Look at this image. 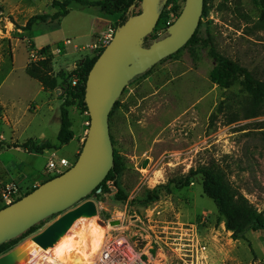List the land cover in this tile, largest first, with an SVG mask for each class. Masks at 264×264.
Masks as SVG:
<instances>
[{
    "label": "rangeland",
    "instance_id": "1",
    "mask_svg": "<svg viewBox=\"0 0 264 264\" xmlns=\"http://www.w3.org/2000/svg\"><path fill=\"white\" fill-rule=\"evenodd\" d=\"M65 1L0 0L3 7L0 12V99L9 104L10 109L15 105L10 116L11 125H7L1 118L3 108L0 103V134L7 140L11 136L15 138L14 126L20 132L31 121L33 113L24 114L27 106L31 102L40 103L45 97L38 94L40 83L25 71V66L30 65V47L50 46L53 50L59 44L63 46L66 40L72 41V45L63 46L64 54L52 55L53 73L60 81L56 91L63 97L65 92L61 91L68 85L63 79L78 78L74 73L99 54L93 49L76 50L75 46L94 44L99 37L96 33L107 31L109 26L97 25L100 13L111 20L112 27L122 15L109 16L97 7L73 2L69 6V15L60 21L48 19L34 25L30 31L24 30L31 17L53 15L60 11L57 4ZM185 1L175 0L165 10L162 22L154 31L163 30L165 22H175L178 17L174 7L184 8ZM204 6L207 16L202 19L198 37L209 39L220 54L249 70L258 67L264 73V31L258 29L257 24L261 11L253 0H207ZM214 66L208 48L202 45L188 47L175 57L163 60L149 75L125 88L110 121L113 148L125 164L123 176L119 186L113 183L107 192L87 200L95 201L100 207L97 220L109 222L125 216L127 226L131 219L139 218L147 230L154 223H194L212 242L216 257L229 264H264V232L248 231L242 239L235 240L214 202L204 194L201 176L193 177L188 187L176 188L177 182L192 168L215 160L226 171L232 185L260 212L264 211V129L259 128L264 117L226 125L227 117L237 109L238 99L234 95H241L242 87L237 84L230 90H223L214 84L210 79ZM225 99L232 110L218 115L212 123V115L217 114ZM83 112L77 108L74 119L78 142L85 134V122L90 120ZM70 114L74 117L73 109ZM42 119L37 117L31 133L43 130ZM83 144H80V152ZM76 145L75 140L61 149V154L72 165L79 156L75 159L72 154ZM49 173L55 176L53 172ZM156 188L161 194L159 201L147 207L134 202ZM120 189L128 196L126 201L118 200ZM60 216L39 223L32 234L7 253L40 234ZM142 224L139 222L138 225Z\"/></svg>",
    "mask_w": 264,
    "mask_h": 264
},
{
    "label": "water",
    "instance_id": "2",
    "mask_svg": "<svg viewBox=\"0 0 264 264\" xmlns=\"http://www.w3.org/2000/svg\"><path fill=\"white\" fill-rule=\"evenodd\" d=\"M168 0H142L140 13L117 27L110 45L104 49L91 71L85 88L90 126L74 165L65 173L35 188L12 205L0 210V245L14 240L55 215H61L32 241L43 250L54 247L73 223L98 215L95 201L87 200L106 179L114 164L110 114L125 88L164 59L181 50L200 25L205 0H186L167 36L145 47V39L155 30L161 8ZM100 190L97 191V193ZM106 226V223L99 221ZM111 226L120 221H111ZM16 248L0 257V264H16Z\"/></svg>",
    "mask_w": 264,
    "mask_h": 264
},
{
    "label": "trees",
    "instance_id": "3",
    "mask_svg": "<svg viewBox=\"0 0 264 264\" xmlns=\"http://www.w3.org/2000/svg\"><path fill=\"white\" fill-rule=\"evenodd\" d=\"M206 1L207 0H205V3ZM73 2L85 6L89 5L91 7H97L103 13L109 16L122 14L120 20L115 26L117 28L123 25L131 16L140 13V4L142 0H66L63 3L57 4L60 8V11L53 15L39 14L31 17L27 21L24 30L30 31L34 25L38 23H45L48 19L60 21L61 18L69 15L71 11L69 6ZM174 2L175 0H168L167 3L162 6L158 25L163 20L165 10ZM253 3L257 7H259L261 11L260 19L257 23L258 29L264 31V0H253ZM176 6L174 7V11L176 13V16L178 17L182 12L183 7ZM0 12H3V7L1 5ZM206 16L207 10L206 6H204L202 19H204ZM202 19L199 27L197 28L190 41L177 53L164 60L175 57L177 54L188 47L202 45L206 49L208 48V56L215 62V66L210 74L211 81L223 90H230L237 84L242 87L241 95H234L235 98L238 99L236 101L237 109L234 110L233 114L231 113L232 115L230 114V116L227 117L226 125H232L243 120L264 117V73H262L258 67L253 70H249L240 63L220 54L209 39H200L198 37V33L201 25L203 24ZM166 23L167 22L164 23L163 31H154L149 37L145 39V47H149L154 41L161 40L167 36ZM59 47L62 48V54H64L65 50L63 46L59 44ZM42 50L43 52L50 54L49 57L39 63L30 64L26 69V72L30 78L41 83L45 90H56L60 86V81L59 77L55 76L53 73V56L51 55V47L46 46L42 48ZM103 51L104 50L100 51L98 56L94 57L93 59L87 60L81 67V69L74 73L77 74L79 79V83L77 86L72 85L71 79H63V81L67 82L68 85L67 88L64 89L65 94L62 97L64 102L62 104L61 110V129L58 135V141L60 145L69 144L75 138V122L71 117L70 109L72 107H76L81 111L87 110V106L85 104V88L87 78L93 65ZM153 68L148 70L146 73L135 77L129 83V85L134 83L136 80L142 79L149 75ZM118 106L119 101L115 103L111 111L109 123ZM231 110L232 108L228 104V99H225L220 103L217 109V114L212 115L211 122L213 123L218 118V115L226 114ZM259 126L260 129H264V121L259 123ZM111 139L114 147V140L112 136ZM30 144V149H32L36 153H42L46 149L54 148L47 141L42 142L39 145L32 142H30ZM24 146L28 147V144H25ZM124 170L125 164L123 157L114 148V164L111 171L109 172L103 183L93 193H91L88 198L96 195L98 190H101V193L98 194L99 196L107 192V182L109 181L119 186V182L121 180V177L123 176ZM57 176L59 175H55L50 179H53ZM195 176H201L203 180L204 194L214 202L218 209L221 220H223L227 230L233 233V238L235 240L242 239L244 237V234L248 231L264 232V211L260 212L243 193H241L232 185L226 171L217 161L213 160L210 163L199 166L196 169L192 168L188 175L177 182L176 188L182 189L188 187L191 183V179ZM33 190H31L30 192H32ZM30 192L26 193L25 195L29 194ZM25 195L20 196L17 201ZM160 198L161 194L159 192V189L156 188L152 191H148L146 195H144V197H141L134 202L139 203L141 206L147 207L159 201ZM127 199L128 196L126 195V193L120 189L118 200L126 201ZM43 222L45 221H42L41 223ZM37 228L38 225H35L20 237L0 245V255L6 254L10 248L14 246L16 247L21 240L32 234Z\"/></svg>",
    "mask_w": 264,
    "mask_h": 264
},
{
    "label": "built area",
    "instance_id": "4",
    "mask_svg": "<svg viewBox=\"0 0 264 264\" xmlns=\"http://www.w3.org/2000/svg\"><path fill=\"white\" fill-rule=\"evenodd\" d=\"M173 23L174 20L168 21L166 29ZM116 29L109 25L107 31L99 34L96 43L86 47L75 46V49L80 51L93 49L100 52L110 45ZM70 45H72L71 40L63 43L65 48ZM61 54L62 48L60 47L51 50V55L60 56ZM28 55L29 63L36 64L46 60L50 54L43 52L42 49L30 47ZM78 83V78L72 80L73 86H77ZM83 116L89 117L88 109L83 112ZM85 125L86 131L82 136V143L86 140L90 120L86 121ZM72 166L67 159L52 157L47 170L55 175H61ZM112 184L110 181L107 182L108 187ZM100 193L101 190L96 195ZM19 197L20 190L14 184H7L0 188V210L15 203ZM97 207L99 215L98 204ZM115 220L120 221V225L110 226L111 221H102L106 223L105 227L111 230L109 229L105 235L102 249L91 264H229L227 260L216 257L212 242L204 237L197 224L182 221L154 223L149 225L147 227L149 230H147L139 218L131 219L130 225L127 226L124 223L125 216L113 218L112 221ZM99 221L101 220H98V223ZM139 222L142 225H138ZM167 253L169 256H166Z\"/></svg>",
    "mask_w": 264,
    "mask_h": 264
},
{
    "label": "crops",
    "instance_id": "5",
    "mask_svg": "<svg viewBox=\"0 0 264 264\" xmlns=\"http://www.w3.org/2000/svg\"><path fill=\"white\" fill-rule=\"evenodd\" d=\"M110 23L111 20L100 13V17L97 18V25L100 24L106 28ZM99 34L98 32L96 33L97 37ZM26 69L27 65L25 66V71ZM57 92L59 91L45 90L40 83L38 94H44L45 97L40 103L31 102L25 109L24 114L29 112L33 113H31L33 117L29 124L20 132L14 126L12 129L17 133L15 138L11 136L7 140L3 134H0V188L7 184H14L19 188L20 196H23L52 177L47 170L48 163L52 157L55 159H67L70 162L68 158L61 154L62 148L69 146L76 140L77 145L72 151V154H74L75 159L79 155L82 137L78 142L77 136L75 135V138L66 145H60L58 141V135L61 129V110L64 100ZM61 92L64 93L65 90ZM0 103L3 108L1 116L3 123L11 125L10 116L15 110V105H12L10 109L9 104L4 103L1 99ZM71 109L75 112L74 117H71L75 119L78 114L77 108L72 107ZM37 117L43 118V130L32 131L31 133L32 124ZM17 135H19L18 138H16ZM45 141L49 142L54 148L46 149L42 153H36L30 149V142L39 145ZM25 144H28V147H25Z\"/></svg>",
    "mask_w": 264,
    "mask_h": 264
},
{
    "label": "bare ground",
    "instance_id": "6",
    "mask_svg": "<svg viewBox=\"0 0 264 264\" xmlns=\"http://www.w3.org/2000/svg\"><path fill=\"white\" fill-rule=\"evenodd\" d=\"M109 227H100L97 217H81L62 235L58 243L47 250L31 239L18 246L16 264H91L102 249Z\"/></svg>",
    "mask_w": 264,
    "mask_h": 264
}]
</instances>
